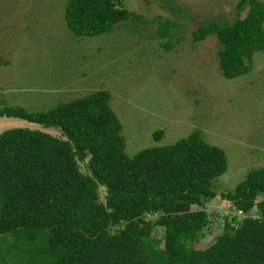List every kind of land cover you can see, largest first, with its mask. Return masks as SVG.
<instances>
[{
  "label": "trees",
  "instance_id": "obj_1",
  "mask_svg": "<svg viewBox=\"0 0 264 264\" xmlns=\"http://www.w3.org/2000/svg\"><path fill=\"white\" fill-rule=\"evenodd\" d=\"M235 8L234 20L213 16L191 30L193 42L216 37L218 67L229 79L248 73L264 50V1L237 0ZM62 13L75 36L141 22L125 0H65ZM174 27L167 18L156 34L170 36ZM110 98L97 89L46 110L0 107V116L58 131H0V235L22 242L0 249V264H264V165L222 194L245 216L226 219L224 230L197 248L211 219L190 206L215 197L213 182L227 166L224 151L194 130L128 155ZM162 134L153 131L157 140ZM154 227L162 228V238Z\"/></svg>",
  "mask_w": 264,
  "mask_h": 264
},
{
  "label": "rangeland",
  "instance_id": "obj_2",
  "mask_svg": "<svg viewBox=\"0 0 264 264\" xmlns=\"http://www.w3.org/2000/svg\"><path fill=\"white\" fill-rule=\"evenodd\" d=\"M236 1L125 0L141 22L127 20L104 33L75 36L63 18L65 0H0V107L46 110L107 89L128 155L198 130L227 159L226 170L213 182L219 197L204 207L190 206L210 215L194 245L206 247L226 219L245 216L222 194L264 165V50L256 52L248 73L229 79L218 67L216 37L191 39V30L206 18L234 20ZM167 18L177 29L170 36L156 34ZM155 130L163 131L159 140ZM254 213L252 208L247 215ZM162 233L161 227L152 230L158 238ZM14 242L22 244L11 233L0 235V249Z\"/></svg>",
  "mask_w": 264,
  "mask_h": 264
},
{
  "label": "water",
  "instance_id": "obj_3",
  "mask_svg": "<svg viewBox=\"0 0 264 264\" xmlns=\"http://www.w3.org/2000/svg\"><path fill=\"white\" fill-rule=\"evenodd\" d=\"M13 127H30V128H38L46 132H51L53 134H58L56 131H52L49 129H45L41 127V124L34 122V121H29L26 119H21V118H12V117H7L5 115L0 116V131L8 128H13ZM216 197H219V195H215ZM260 198H257L255 202H257ZM223 201H230L228 199H222ZM232 203V202H231ZM254 210H256V207H253ZM241 212V210H238ZM242 213V212H241Z\"/></svg>",
  "mask_w": 264,
  "mask_h": 264
},
{
  "label": "clouds",
  "instance_id": "obj_4",
  "mask_svg": "<svg viewBox=\"0 0 264 264\" xmlns=\"http://www.w3.org/2000/svg\"><path fill=\"white\" fill-rule=\"evenodd\" d=\"M216 195H217V193H216Z\"/></svg>",
  "mask_w": 264,
  "mask_h": 264
}]
</instances>
